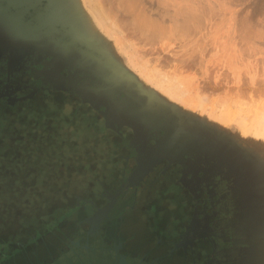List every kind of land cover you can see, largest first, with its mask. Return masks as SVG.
<instances>
[{
    "label": "rangeland",
    "instance_id": "374dc122",
    "mask_svg": "<svg viewBox=\"0 0 264 264\" xmlns=\"http://www.w3.org/2000/svg\"><path fill=\"white\" fill-rule=\"evenodd\" d=\"M52 6L74 25L79 44L145 94L264 162V0H53ZM57 25L78 36L66 21ZM45 95L0 120V264H76L68 257L74 224L46 232L44 223L94 189L99 175L88 167L90 156H102L87 120L61 105L59 94H48L52 101Z\"/></svg>",
    "mask_w": 264,
    "mask_h": 264
},
{
    "label": "flooded vegetation",
    "instance_id": "af4514ba",
    "mask_svg": "<svg viewBox=\"0 0 264 264\" xmlns=\"http://www.w3.org/2000/svg\"><path fill=\"white\" fill-rule=\"evenodd\" d=\"M0 1L24 20L62 32L55 14L43 13L46 0ZM117 71L0 41V120L35 107L40 94L45 101L59 94L94 130L102 156H90L88 167L99 175L94 189L46 221L44 231L74 224L68 257L76 264H253L261 205L252 166L222 136ZM137 169L145 171L141 178Z\"/></svg>",
    "mask_w": 264,
    "mask_h": 264
},
{
    "label": "water",
    "instance_id": "95a60500",
    "mask_svg": "<svg viewBox=\"0 0 264 264\" xmlns=\"http://www.w3.org/2000/svg\"><path fill=\"white\" fill-rule=\"evenodd\" d=\"M46 1L47 7L51 8V11L56 16V23L66 21L74 27L63 15L56 13L52 9L53 0ZM51 27L24 20L22 13H11L0 1V41L10 44L11 48H17L22 51L31 50L43 52L54 56L57 55L61 58L69 57L74 59L78 57L85 63H90V61H92L96 66L108 68L110 71L120 76V73L117 71V66L111 64L106 58L95 53V51L89 50L87 46L81 45L75 41L76 38L80 37L75 27L74 29L77 31V37H73V35L65 33V31L57 33L55 28ZM64 36H68L70 40H66ZM194 122L222 136L226 143L239 152L246 166L250 165L253 169L257 167V169H254L255 171L252 169L251 173H249V177L253 181L256 193L259 194L260 198L261 214L259 219L261 226L253 234L252 241L255 245L251 249V257L259 255V264H264V206L262 203V201H264V162L213 128L198 121ZM144 172V169H137L135 171V176L141 178Z\"/></svg>",
    "mask_w": 264,
    "mask_h": 264
},
{
    "label": "bare ground",
    "instance_id": "6f19581e",
    "mask_svg": "<svg viewBox=\"0 0 264 264\" xmlns=\"http://www.w3.org/2000/svg\"><path fill=\"white\" fill-rule=\"evenodd\" d=\"M102 8V7H101ZM101 13H102V15H103V11H102V9H101ZM90 14V13H89ZM3 56V55H2ZM21 59V58H20ZM30 61V60H29ZM35 61V60H34ZM32 64V63H31ZM40 64V63H39ZM34 65V64H33ZM21 66V65H20ZM29 66V65H28ZM39 66V65H38ZM17 67V66H16ZM34 67V66H33ZM43 67V66H42ZM14 71V70H13ZM24 71V70H23ZM28 71V70H27ZM36 71V70H35ZM5 74V73H4ZM166 123V122H165ZM167 123H169V122H167ZM261 146H263L264 147V143H261ZM254 258V257H253ZM255 263H256V261H255ZM254 263V264H255Z\"/></svg>",
    "mask_w": 264,
    "mask_h": 264
}]
</instances>
